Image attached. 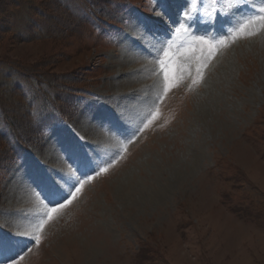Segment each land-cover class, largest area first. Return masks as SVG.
<instances>
[{
	"label": "rangeland",
	"instance_id": "rangeland-1",
	"mask_svg": "<svg viewBox=\"0 0 264 264\" xmlns=\"http://www.w3.org/2000/svg\"><path fill=\"white\" fill-rule=\"evenodd\" d=\"M16 1L0 0V264H264V29L243 31L260 5ZM38 77L68 121L36 132Z\"/></svg>",
	"mask_w": 264,
	"mask_h": 264
},
{
	"label": "trees",
	"instance_id": "trees-1",
	"mask_svg": "<svg viewBox=\"0 0 264 264\" xmlns=\"http://www.w3.org/2000/svg\"><path fill=\"white\" fill-rule=\"evenodd\" d=\"M26 0H20L19 2L16 1V6L15 7H21V6H24L25 7V4L27 2H25ZM54 2V5L60 7V5L63 7V5H65L61 0H53ZM28 4V3H27ZM65 8H66V5H65ZM40 10H38L39 12ZM87 12L91 13V14H94L93 10L90 9V7L87 8ZM93 12V13H92ZM45 18V14H43L42 12L39 13V20L40 19H43ZM41 23V22H40ZM47 30V28H44ZM43 30V29H42ZM33 36V38H41L42 36L40 35H37V34H31ZM20 37V35H18ZM46 37V36H44ZM12 71V69H11ZM17 71V70H16ZM25 74H28L27 72ZM20 75L22 76V80L24 79H28V78H24V74L20 73ZM13 76V74L8 77V78H11ZM39 80L41 81H38L37 79H34L33 80V83H34V88H33V92H34V97H33V101L35 100H38V99H41L43 100V108H42V111L46 116H44L42 119V123L38 124L37 127L35 128L36 129V132H38V129H41L42 130V127L44 126L45 128L47 127H50V126H57V125H61V124H64L65 122H67V117L65 116V114L63 113L62 109L58 106H54L52 104V102L49 101V97L45 96L46 95V92L41 88L42 84H46V88L48 86V84L45 82V80L41 79L40 77H38ZM36 82V83H35ZM61 86V85H60ZM16 90L19 91L20 95H22L21 97L24 98L25 94L22 93V88L21 86L19 85V83H17L15 85ZM66 88V86L63 84L61 87H59L57 89V92L59 94H62L64 93V89ZM83 90H80V92H82ZM22 93V94H21ZM75 97V96H74ZM25 100V99H24ZM74 100V99H73ZM25 102L27 104H30L29 102H27L25 100ZM72 102V101H71ZM70 102V103H71ZM34 103H31L30 105H33ZM72 104V103H71ZM5 112V111H4ZM2 112L1 114L3 115ZM31 117V116H30ZM4 125L8 128V133L5 132V134L7 135V137L9 136V138L7 139L9 144H10V147H11V150L12 152L14 153V155L16 157H19V155L27 149L28 147V142H27V138H24V134H23V131L21 130L19 132H17V129L14 127V125L11 124V121H9L8 119L6 120L5 116H4ZM8 121V122H7ZM10 122V123H9ZM12 125V126H11ZM27 135V134H26ZM12 137H15L16 141H17V144L15 142L12 141Z\"/></svg>",
	"mask_w": 264,
	"mask_h": 264
},
{
	"label": "snow or ice",
	"instance_id": "snow-or-ice-1",
	"mask_svg": "<svg viewBox=\"0 0 264 264\" xmlns=\"http://www.w3.org/2000/svg\"><path fill=\"white\" fill-rule=\"evenodd\" d=\"M155 3L157 5H160L159 7V12L161 15L166 14L164 7L162 6L164 3V0H155ZM216 3H224L226 5V7L228 9H234L237 8L238 6H240L241 4L244 3V0H216ZM253 5H255L256 3H258L260 6L256 11V14H254L250 20L248 21L247 25L244 27L243 31L245 32V34L251 36L256 34L255 31L251 30L253 25H259L261 29H264V0H252ZM138 26L143 28L144 33L151 36L152 33H150L148 31L147 28H144L143 25H140L138 23ZM197 41H199L200 43H207V41L203 40V38L197 37L195 38ZM222 43V42H220ZM161 50H162V46H161ZM159 51V50H158ZM168 68V64L167 63H163L162 67H161V72L164 75V80L166 83V89L172 86H175V82H169V77L168 74L166 72V69ZM197 76L200 77V79L203 78L202 73L200 72V70H197ZM198 83V80H193V84ZM27 99L29 100L30 104L34 103L35 104V110L31 113V115L33 116L34 119H38L40 112L42 111L43 108V100L38 99L33 101V98L31 96H27ZM107 169H102L101 171H106ZM77 192L80 191V188L76 189ZM53 195H56L55 192L52 193ZM72 199H75V196L73 195ZM72 199H67L65 200L64 203H58V206L55 208H52L48 213V220H52L55 219V217L57 215H59L61 213L62 210H64L65 208H67L71 203H72ZM44 223H47V221H41V223H39L38 225H34L33 226V235L36 238L37 243H39V235H38V229H42Z\"/></svg>",
	"mask_w": 264,
	"mask_h": 264
}]
</instances>
